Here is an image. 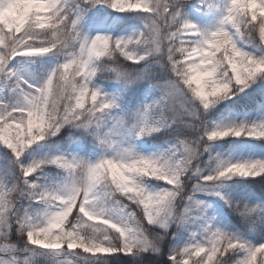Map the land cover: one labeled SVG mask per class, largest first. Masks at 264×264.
Instances as JSON below:
<instances>
[{"label":"snow or ice","instance_id":"1","mask_svg":"<svg viewBox=\"0 0 264 264\" xmlns=\"http://www.w3.org/2000/svg\"><path fill=\"white\" fill-rule=\"evenodd\" d=\"M0 264H264V0H0Z\"/></svg>","mask_w":264,"mask_h":264}]
</instances>
